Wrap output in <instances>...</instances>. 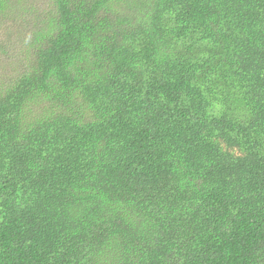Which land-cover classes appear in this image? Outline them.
<instances>
[{"label": "trees", "instance_id": "1", "mask_svg": "<svg viewBox=\"0 0 264 264\" xmlns=\"http://www.w3.org/2000/svg\"><path fill=\"white\" fill-rule=\"evenodd\" d=\"M37 18L0 84V264H264V0Z\"/></svg>", "mask_w": 264, "mask_h": 264}, {"label": "rangeland", "instance_id": "2", "mask_svg": "<svg viewBox=\"0 0 264 264\" xmlns=\"http://www.w3.org/2000/svg\"><path fill=\"white\" fill-rule=\"evenodd\" d=\"M50 0H0V84L15 79L26 61L27 47L24 41L26 19L35 21L47 10ZM21 4L12 12V4ZM33 10L30 13V11ZM36 17V18H35ZM38 20V18H37ZM27 21V22H28ZM29 23V22H28Z\"/></svg>", "mask_w": 264, "mask_h": 264}]
</instances>
